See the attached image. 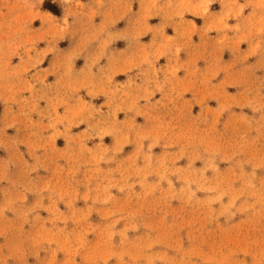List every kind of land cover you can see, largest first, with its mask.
Masks as SVG:
<instances>
[{
  "label": "rangeland",
  "instance_id": "rangeland-1",
  "mask_svg": "<svg viewBox=\"0 0 264 264\" xmlns=\"http://www.w3.org/2000/svg\"><path fill=\"white\" fill-rule=\"evenodd\" d=\"M82 1L0 0V264H264V0Z\"/></svg>",
  "mask_w": 264,
  "mask_h": 264
},
{
  "label": "crops",
  "instance_id": "crops-1",
  "mask_svg": "<svg viewBox=\"0 0 264 264\" xmlns=\"http://www.w3.org/2000/svg\"><path fill=\"white\" fill-rule=\"evenodd\" d=\"M98 1H101V4L98 5ZM120 2L119 3H115L116 1L115 0H83L82 2L86 3L87 6H92V8H94L93 10L96 11L95 15L100 13V20L98 21V24H106V25H109L110 28H114L116 29L117 27L119 28L120 26V22H122L123 20V13L125 14V17H127L128 14H130V12H134V14L132 15H129L130 19H131V22H128V25L129 27H132V17H141L142 13L144 12L143 8V4L141 5L142 6V9H141V6H140V9H138V4L141 2L140 0H128V2H130V4H127V1L126 0H119ZM175 2L176 1H180V0H174ZM225 0H222L221 3H223V5L226 4V2H224ZM166 0H159V4H162V6H164ZM206 0H201V6H200V10L201 12L202 11V8L204 7L203 3H205ZM127 4V5H126ZM131 7V10L129 9ZM240 8L241 7H238L237 8V12L240 11ZM191 9H193L191 7ZM203 10H205V8H203ZM163 11H166V10H163ZM200 12V13H201ZM227 13V12H226ZM202 14V13H201ZM228 15V14H227ZM226 15V16H227ZM201 16V15H200ZM119 22L117 25L116 23ZM132 23V24H131ZM148 25L147 27L150 28V29H156V28H161V26H163L164 28L168 27L166 25H168L167 22H163L161 20H150V21H147ZM118 33V32H117ZM146 32L144 31V33L142 35H144ZM147 40V41H146ZM143 39L141 38V41L142 43H149V40L148 39ZM132 42H130V40H128L125 44V46L121 49H117L116 50V53L114 55H112L113 57H118V55H124V53H127L132 47ZM175 50H174V46L173 48L171 49V53H174ZM110 60V59H109ZM109 60L107 61V64L108 66H111L112 67L110 68L113 75L115 76H119V75H128L130 74L129 72L132 70V69H135V66L134 64L131 65L130 63H127L126 60H120V62L118 61L116 63V65L112 62H109ZM191 60V59H189ZM106 62V61H105ZM167 65V63L165 64V66ZM46 65H43L41 68H45ZM128 66H131L130 68L126 69V71H120V69L122 67H128ZM47 67V66H46Z\"/></svg>",
  "mask_w": 264,
  "mask_h": 264
},
{
  "label": "trees",
  "instance_id": "trees-1",
  "mask_svg": "<svg viewBox=\"0 0 264 264\" xmlns=\"http://www.w3.org/2000/svg\"><path fill=\"white\" fill-rule=\"evenodd\" d=\"M48 5H50L52 8H51V11L54 13V14H59V10L56 8L55 5L53 4H50L49 2H45L44 4V8H46V6L48 7Z\"/></svg>",
  "mask_w": 264,
  "mask_h": 264
}]
</instances>
